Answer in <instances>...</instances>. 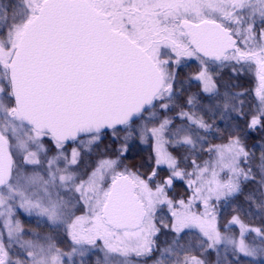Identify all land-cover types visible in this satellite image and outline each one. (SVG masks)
<instances>
[{
  "label": "snow or ice",
  "instance_id": "obj_1",
  "mask_svg": "<svg viewBox=\"0 0 264 264\" xmlns=\"http://www.w3.org/2000/svg\"><path fill=\"white\" fill-rule=\"evenodd\" d=\"M209 135L226 142L197 163ZM137 143L152 151L130 166ZM222 203H235L226 223ZM252 207L255 227L242 218ZM21 211L70 251L26 230ZM97 253L95 264H264V0H0V264Z\"/></svg>",
  "mask_w": 264,
  "mask_h": 264
},
{
  "label": "trees",
  "instance_id": "obj_2",
  "mask_svg": "<svg viewBox=\"0 0 264 264\" xmlns=\"http://www.w3.org/2000/svg\"><path fill=\"white\" fill-rule=\"evenodd\" d=\"M187 64L189 65L188 67H184L182 70V75H187V74H191L194 73L196 70V63L194 60H190L187 61ZM226 72H225V79L226 78ZM240 83L242 84L243 89H247L249 90L250 93H252L254 95V91L255 88L257 87V79L255 77L254 74L252 73H248L247 76L245 75L244 78L240 81ZM200 88V85L198 83H193L191 85L190 91L188 93H186V95H190L192 92H196L198 89ZM249 99H252V96L249 97ZM185 111H194L188 108H185ZM205 119H207V117H205ZM177 125L179 123H181V121H176ZM221 127H224V125H221ZM203 135V133H201ZM208 143L203 145V148L205 149L204 152L200 153L198 156H195L194 158L196 159L197 163H201L203 161H210V159H213V155H210L206 149L212 145V144H221V143H225L226 140H221V139H217L212 135L208 136ZM106 143H108L106 141ZM141 145V144H140ZM139 143L136 144L135 147L131 148L128 156H127V160L125 161L127 164L131 165H137L139 166L140 164L144 163L146 161V158L151 154V147L150 146H146L145 148L142 147V145L140 146ZM103 147V146H102ZM169 151H172L174 155H187L188 154V150L185 148H180L178 150L173 149V148H169ZM259 156V149L257 150V157ZM99 157L96 155H93L92 157L88 158L89 162L95 161L97 160ZM258 163V160L256 161ZM141 171L145 170V169H140ZM226 173V171H225ZM176 193H178V195L175 196L176 199H180V198H185V194H186V189L183 183H177L176 184V189H175ZM235 203H239V201H236ZM235 203H229V204H223L222 203V207L224 209L223 211V222H227L228 220L231 219L232 215L234 214L232 211V208L235 207ZM258 203V201L256 202ZM245 208H248L249 205H244ZM198 210H201V206H198ZM164 211H166V208L164 209ZM252 216L254 218H245V222L248 223L250 226H258L260 223V217L259 215L256 214L257 210L252 207ZM232 231L234 233H236V235L239 238V227L234 225L231 227ZM251 234H248V236ZM210 260L212 261V264L214 262V253L212 254V256L210 257Z\"/></svg>",
  "mask_w": 264,
  "mask_h": 264
},
{
  "label": "rangeland",
  "instance_id": "obj_3",
  "mask_svg": "<svg viewBox=\"0 0 264 264\" xmlns=\"http://www.w3.org/2000/svg\"><path fill=\"white\" fill-rule=\"evenodd\" d=\"M246 76H247V74H246ZM226 78H227V75H226ZM142 147L145 148L146 145H142ZM210 161H213V162L215 161V156L214 155H213V159H210ZM201 163H203V162H201ZM217 171H219V169H217ZM225 171L220 172V178L222 180H226L228 178V176L226 175ZM201 210H202V206H201ZM162 214L167 215V209H166V213L163 212ZM17 219H19L21 221L23 227L26 230L38 232L41 235H52V236L55 237L52 242L55 243L56 246L61 251H64V252L70 251V241L63 235V233H60L59 235H57L52 229H50L48 227L38 226L37 223H36V218L35 217H28L22 211L17 214ZM222 231H223V229H222ZM230 233L234 234L238 238V236L236 235V233H234L232 231V229H230ZM25 239H33V237L29 235V236H25ZM253 239H255L253 234H251L249 236L247 235V241L248 242H251ZM41 242L43 243V241H41ZM191 255H198V253L193 251L191 253ZM99 256H100V253H97L96 256H93L91 258L89 264H95V261H96L97 257H99ZM149 264H151V261H149ZM242 264H247V259H243L242 260Z\"/></svg>",
  "mask_w": 264,
  "mask_h": 264
},
{
  "label": "flooded vegetation",
  "instance_id": "obj_4",
  "mask_svg": "<svg viewBox=\"0 0 264 264\" xmlns=\"http://www.w3.org/2000/svg\"><path fill=\"white\" fill-rule=\"evenodd\" d=\"M164 213H166V211H163ZM214 261H215V254H214ZM213 264H214V262H213Z\"/></svg>",
  "mask_w": 264,
  "mask_h": 264
}]
</instances>
